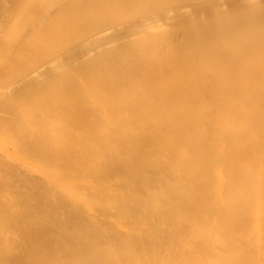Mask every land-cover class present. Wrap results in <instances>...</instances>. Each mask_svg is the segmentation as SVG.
<instances>
[{
    "label": "bare ground",
    "instance_id": "1",
    "mask_svg": "<svg viewBox=\"0 0 264 264\" xmlns=\"http://www.w3.org/2000/svg\"><path fill=\"white\" fill-rule=\"evenodd\" d=\"M0 12V264H264V0Z\"/></svg>",
    "mask_w": 264,
    "mask_h": 264
},
{
    "label": "rangeland",
    "instance_id": "2",
    "mask_svg": "<svg viewBox=\"0 0 264 264\" xmlns=\"http://www.w3.org/2000/svg\"><path fill=\"white\" fill-rule=\"evenodd\" d=\"M12 10H13V9H12ZM9 12L11 13V9L9 10ZM9 12H7V13H9ZM7 13H5V14H7ZM0 14H1V15H0V19H1V17H2L4 14L1 13V12H0ZM0 50H1V49H0ZM0 59H2V57H0ZM0 63H1V60H0ZM2 63H3V62H2ZM0 66H2V65L0 64Z\"/></svg>",
    "mask_w": 264,
    "mask_h": 264
}]
</instances>
